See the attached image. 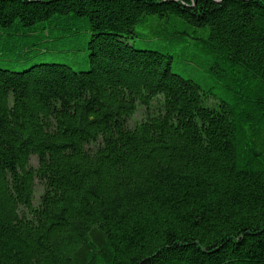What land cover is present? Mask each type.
<instances>
[{
  "label": "trees",
  "instance_id": "trees-1",
  "mask_svg": "<svg viewBox=\"0 0 264 264\" xmlns=\"http://www.w3.org/2000/svg\"><path fill=\"white\" fill-rule=\"evenodd\" d=\"M0 264H264V0H0Z\"/></svg>",
  "mask_w": 264,
  "mask_h": 264
},
{
  "label": "rangeland",
  "instance_id": "rangeland-1",
  "mask_svg": "<svg viewBox=\"0 0 264 264\" xmlns=\"http://www.w3.org/2000/svg\"><path fill=\"white\" fill-rule=\"evenodd\" d=\"M31 163L35 164V159H32ZM37 192L39 193V188H38Z\"/></svg>",
  "mask_w": 264,
  "mask_h": 264
}]
</instances>
